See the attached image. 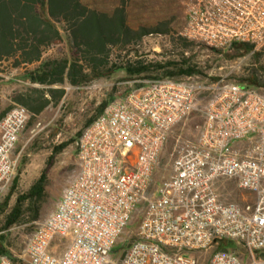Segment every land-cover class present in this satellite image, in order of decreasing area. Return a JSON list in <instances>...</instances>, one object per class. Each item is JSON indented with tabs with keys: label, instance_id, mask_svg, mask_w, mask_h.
I'll use <instances>...</instances> for the list:
<instances>
[{
	"label": "built area",
	"instance_id": "2783aa9c",
	"mask_svg": "<svg viewBox=\"0 0 264 264\" xmlns=\"http://www.w3.org/2000/svg\"><path fill=\"white\" fill-rule=\"evenodd\" d=\"M184 36L216 49L247 43L252 53H264V0H192ZM194 114L203 127L195 138L177 140L173 174L153 189L173 128ZM27 121L21 106L0 120V194L13 182ZM76 161L74 180L37 224L21 260L2 257L0 264H106L140 203L143 220L119 264H201L200 255L210 252L206 264H264L262 91L225 78L145 82L81 131ZM221 178L255 192L254 203L221 202L215 184ZM57 238L61 255L50 251ZM224 240L241 243L249 261L216 252Z\"/></svg>",
	"mask_w": 264,
	"mask_h": 264
},
{
	"label": "trees",
	"instance_id": "16d2710c",
	"mask_svg": "<svg viewBox=\"0 0 264 264\" xmlns=\"http://www.w3.org/2000/svg\"><path fill=\"white\" fill-rule=\"evenodd\" d=\"M96 5L84 0H0V89L10 90L4 98L0 93V120L21 106L28 112L26 125L29 126L49 107L65 103L66 85L81 88L120 72L130 78H154V81H214L194 63L195 57L184 51L177 59L165 62H148L137 51L133 55L130 47L140 44L144 37L165 36L171 32L163 23L132 28L127 21L125 0L104 8ZM172 41L181 43L182 50L194 44L174 35ZM60 44L65 46L57 48ZM253 50L250 44L232 43L226 52L238 57ZM236 83L245 87L252 85L249 81ZM110 100L100 105L85 127L114 101L113 96ZM80 134L75 144L76 154ZM70 142L59 145L54 154L62 152ZM46 182L44 171L27 192L18 195L13 206L9 207V195L0 206V258L13 259L8 239L10 229L32 225L40 219L47 197ZM16 185L17 177L11 186ZM238 246L237 241L224 240L215 251L235 252Z\"/></svg>",
	"mask_w": 264,
	"mask_h": 264
},
{
	"label": "rangeland",
	"instance_id": "374dc122",
	"mask_svg": "<svg viewBox=\"0 0 264 264\" xmlns=\"http://www.w3.org/2000/svg\"><path fill=\"white\" fill-rule=\"evenodd\" d=\"M118 1L84 0L88 4L96 3L99 8L112 6ZM191 2L192 0H125L127 21L132 28L155 27L157 24L163 23L165 29L171 32L170 35L165 36H146L140 44L131 46L130 52L134 55L137 51L148 62H165L177 59L179 53L184 51L195 57L194 63L203 69L209 79L225 78L238 83L249 81L252 84L248 85L249 87L264 93L263 52H248L238 57H232L226 52L228 48L218 49L219 52L211 49L208 45L195 42L184 36L188 7ZM172 35L185 38L194 44L186 50H182L181 43H173ZM63 46L65 45L60 44L57 48ZM153 79L130 78L120 72L110 79L97 80L81 88H71L64 104L56 108L49 107L29 126H25L14 151V155L18 158L14 176V178L17 177V185L12 188L11 183L0 194V206L8 195L10 197L9 207L13 206L18 195L27 192L44 171H46L47 177L45 187L47 197L42 206L41 217L37 222L32 225L16 226L9 230L8 239L14 260H21L29 237L35 231L37 224L45 220L55 210L65 189L74 180L77 171L75 144L77 135L85 128L87 121L95 116L102 103L110 102L112 96L114 100L121 99L131 89H137L138 85L154 81ZM9 91L7 87L0 89L3 98ZM198 102L203 103L200 99ZM196 125H199L198 129ZM203 125L202 117L199 114H194L173 128L154 170L153 189L171 178L173 174L172 163L175 158L174 148L177 140L195 138L196 132L201 130ZM65 142L71 144L62 152L54 154V150ZM219 181L218 188L222 187L224 190L218 189L217 192L220 196L222 194L226 200L236 202L241 208L246 204L254 203L255 192L239 189L232 180L221 178ZM144 210L145 204L140 203L124 231L116 240L108 256L109 262L106 264L120 263L121 256L139 229ZM1 221L2 215L0 214V223ZM235 252L244 263L249 261V256L241 243ZM210 253L200 255L201 264L208 262Z\"/></svg>",
	"mask_w": 264,
	"mask_h": 264
},
{
	"label": "crops",
	"instance_id": "0c3cea01",
	"mask_svg": "<svg viewBox=\"0 0 264 264\" xmlns=\"http://www.w3.org/2000/svg\"><path fill=\"white\" fill-rule=\"evenodd\" d=\"M72 87H70L69 85H66L65 86V89L67 90V91H69V89H71ZM219 183H220V181L219 180H217L216 181V189H217V191H218V189H220V190H224L222 187L221 188H218V185H219ZM221 202H223V203H234V204H236V202H231V201H228V200H226L224 197H223V195L221 194ZM246 203V202H245ZM56 244H63V241L62 240H60V239H55V241L53 242V244H52V246L54 245H56ZM51 246V248H50V251L51 252H56V254H58V255H61L62 254V252H63V245H61L62 247H60L59 249H56L55 247H52Z\"/></svg>",
	"mask_w": 264,
	"mask_h": 264
},
{
	"label": "bare ground",
	"instance_id": "6f19581e",
	"mask_svg": "<svg viewBox=\"0 0 264 264\" xmlns=\"http://www.w3.org/2000/svg\"><path fill=\"white\" fill-rule=\"evenodd\" d=\"M26 124H27V122H23V130H24Z\"/></svg>",
	"mask_w": 264,
	"mask_h": 264
}]
</instances>
